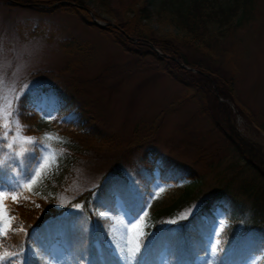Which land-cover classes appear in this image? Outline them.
I'll list each match as a JSON object with an SVG mask.
<instances>
[{
	"label": "trees",
	"instance_id": "1",
	"mask_svg": "<svg viewBox=\"0 0 264 264\" xmlns=\"http://www.w3.org/2000/svg\"><path fill=\"white\" fill-rule=\"evenodd\" d=\"M31 1L0 0L9 11L25 9L41 17L34 28L26 21L12 23V28L21 38L43 35L52 40L55 38L53 27L46 29L44 18L66 13L86 28L100 31L120 51L136 61H150L156 71L167 75L181 90L153 120L149 135L140 134L138 130L130 139L112 135L101 127L102 119L97 112L89 110V103L80 98L85 79L77 71L92 55V42L78 34L58 37L56 43L67 57L65 67L57 73L52 69L43 71L54 81L51 86L26 90L21 117L22 123L29 126L25 134L38 136L42 132L39 127L41 119L51 113L55 117L52 121L55 132L76 146L71 153L72 165L65 169L62 177L52 182L56 191L69 185L77 161L94 153L107 152L112 157L108 158L110 162L97 183L76 193L63 206H59L57 195L43 192L32 196L35 203L24 202L26 206L9 202L13 214L19 217L14 226L23 223L27 235H10L0 251H22L29 258L28 264H51L48 247L57 241L65 252L64 264H122L107 252L111 248L110 224L121 219V207L128 212L141 199L142 193L155 189V183L166 181L175 185L171 179L175 174L177 179L182 178L179 185L171 187L178 195L168 199L161 208L154 209L148 218V227L143 229L151 235L145 238L147 247L142 248L141 264H159L163 255L167 256L168 264H202L210 254L209 246L217 249L213 260L217 264H264V175L231 140L227 124L236 118V112L227 101H233L240 115L254 130L262 133L264 110L253 111L239 99V65H230V75L219 77L203 61L188 58L191 51L207 58L218 56L214 40L226 34L229 27H234V18L238 17L235 25L239 24L252 6L251 0H232L227 6H214L210 0H190L184 8L175 6L173 0H162V5L170 3L173 6L172 13L186 39L160 38L152 34L153 28L143 7L145 0H130L121 7L120 18H115L118 28L98 27L83 0H35L49 6L57 3L44 10L28 6ZM95 17L99 16L95 14ZM212 25H218V30L213 31ZM151 43L160 52L151 49ZM180 63L191 67V70ZM213 83L218 96L214 93ZM189 101L196 104L198 117L210 126L206 132L199 133L198 137H203L200 142L192 136H187L191 138L186 139V143L181 140L185 144L183 146L194 150L193 161L202 168H211L234 148L241 157L235 167L228 169L229 174L222 176L215 192L204 199L199 197L203 180L196 167L184 163L177 156L162 154L156 147L142 150L157 128L165 124L168 113L177 112L182 105L187 107ZM194 126L192 124L191 127ZM204 137L212 140L207 144ZM0 163L3 164L0 180L14 182L17 179L15 169L19 166L21 171L23 167L3 141H0ZM200 200L194 213L184 215L187 219L181 220L180 212ZM75 204L84 207L78 210L72 207ZM102 212L111 219H102ZM171 219L178 220V224L165 223ZM21 259L23 257H13V260Z\"/></svg>",
	"mask_w": 264,
	"mask_h": 264
},
{
	"label": "rangeland",
	"instance_id": "2",
	"mask_svg": "<svg viewBox=\"0 0 264 264\" xmlns=\"http://www.w3.org/2000/svg\"><path fill=\"white\" fill-rule=\"evenodd\" d=\"M83 1L90 8L89 13L92 20H99L104 24V26L97 25L98 27L112 26L115 28H118L115 24V18H120L121 7L130 2V0ZM189 1L173 0L172 3L175 6L184 8L185 3ZM210 1L214 6H217V4L227 6V4L232 2V0ZM251 2L252 6L249 7L248 14L241 19L239 24L235 25L238 17L234 18L232 21L234 27H229L228 32H225L226 34L218 36V39L214 40L215 43L217 42L218 56L213 57L210 55L211 58H207L191 51L188 58L193 61H203L219 77L230 75V65L234 63L239 65L241 71L237 75L238 97L242 102H246L251 110L255 111L259 109L264 110V0H251ZM30 3L28 6L34 5L39 9H42L41 7L44 9L53 8L57 4L54 3L49 6L35 0H32ZM143 7L148 14L149 25L153 28L152 34L160 38L182 37L186 39L184 31L176 23V16L172 13L173 6L170 3L162 5V0H145ZM95 14L99 17L96 18ZM53 15L52 17H47L49 19H44L47 22L46 29H49L51 26L53 27L52 31L55 33V38L47 40V37L43 35L21 38L15 33L12 23L14 21H26L34 28V26L39 24L37 22L41 17L25 9H13L9 11L0 3V76L3 77L8 88L10 89L15 85L16 90L19 91L24 84L30 85L29 88L51 86L54 84V81L49 76H46L43 71L52 69L57 73V70L65 67L67 60L66 55L60 51L56 41L58 37L78 34L81 38L92 42V55L89 57L87 63L77 71L85 79V82L82 83L84 91L80 95V98L89 103V110L97 112L102 119L100 123L101 127L108 133L124 139H130L136 130L140 134L147 135L153 120L177 96L181 87L172 82L167 75L156 71L152 63L147 59H144L140 63L128 54L120 51L113 41L97 29L86 28L80 21L75 20L66 13H55ZM212 26L211 29L213 31L218 30V25ZM149 47L160 52L152 43L149 44ZM213 58L218 59L214 60ZM180 64L186 69L191 68L184 66L182 63ZM20 65L23 68L18 72L17 68ZM213 90L215 95L218 96V90L214 86V83ZM227 103L236 112V118L228 121L227 132L233 143L237 144L241 152L248 158V154L244 153L243 149L253 150L252 146L248 143L249 140L252 141L251 143L257 141L264 147V133L253 129L249 122L236 110L233 101H227ZM197 111L198 107L196 104L190 102L187 107L182 105L178 108L177 112L168 113L165 124L163 123L160 129L157 128L156 132L144 144L142 150L147 147H156L160 149L162 154L166 153L173 157L177 156L184 163L196 167L200 175L199 177L203 180L200 186L202 192L199 194V197L200 199H204V197L212 195L215 192L218 183L223 178L222 176L225 173L229 174L228 169L235 167L241 157L234 148L230 150L224 160L216 165L214 163L211 168H202L193 161L194 150L183 146L185 144L181 140L186 143V139L191 138L187 136H192L194 140L200 142L203 137H198L199 133L202 131L206 132L210 127L198 117ZM52 120L49 121L46 118H42L39 125L42 132L38 136L33 137L39 139L45 132L56 133L53 129ZM192 124L195 126L191 127ZM230 124L236 126L240 135L231 132ZM240 136L247 139L240 142ZM63 140L67 142H48L52 143L57 151L63 150V154L58 160L59 170L56 171L54 169L42 183L34 188V191H38L39 193L57 195L59 206H63L65 202L73 198L76 193L84 190V188H90L95 185L110 162L108 158L112 157L107 152L103 154L94 153L91 157L77 161L73 166V174L69 185L64 186L60 191H56L52 182L62 177L65 169L72 165L73 156L71 153L76 148L73 143H70L65 138ZM211 140V138L204 139L207 144ZM262 151L264 153V148H262ZM14 158L23 167V160L19 157ZM251 162L256 167L257 165L261 166L255 158H252ZM261 169L264 171V167ZM14 175L17 179L22 180L24 175L23 170L21 169L20 171L18 166L14 171ZM153 191H159V189L155 188ZM177 195L178 192L171 188L162 193L159 198L153 199L151 208L148 210L149 217L154 209L161 208L168 199ZM9 202L11 200L7 203L9 204ZM200 203L201 200L193 202L190 207L180 212V216L194 213ZM126 213L127 211L121 207V219L115 220L110 224L109 244L111 247H114L112 240L118 239L124 231V225L121 223V220ZM49 257L51 258V264H64V250L57 243H54L49 248ZM213 258L214 256L209 254L206 258L207 260L202 264H217L213 262ZM159 264H167L166 255L162 256Z\"/></svg>",
	"mask_w": 264,
	"mask_h": 264
},
{
	"label": "snow or ice",
	"instance_id": "3",
	"mask_svg": "<svg viewBox=\"0 0 264 264\" xmlns=\"http://www.w3.org/2000/svg\"><path fill=\"white\" fill-rule=\"evenodd\" d=\"M22 65L18 66L17 71H21ZM30 87L28 84L21 86L17 91L15 85L8 88L3 77L0 76V141H3L7 149L12 150L13 157H19L23 160V179H15L14 182L0 180V247L10 235L15 237L19 233L27 235L23 223L16 225L19 217L13 214L14 210L7 203L11 200L14 204L26 206L24 202L35 203L32 196H39L38 191L34 188L43 182V180L55 169L59 170V157L63 154V150L57 151L52 143H66L58 133L45 132L39 139L26 135L25 130L29 127L22 123L23 116V97L26 90ZM49 121L55 119L51 113L45 116ZM3 164L0 163V168ZM171 179L175 181V185L157 182L154 187L159 191H148L141 194V199L129 208L128 212L122 218L121 223L124 225V231L118 239L112 240L114 247L107 250L110 255H114L117 261L122 264H141L143 252L142 248H146L145 238L151 233L143 231L148 227L147 218L149 217V209L153 199L160 197L167 189L179 185L182 178L177 179L175 174ZM27 193V194H26ZM36 207H39L36 204ZM72 207L82 210L83 205L75 204ZM100 217L110 220L111 217L105 213H100ZM181 220L187 219L185 216L180 217ZM126 221V223H125ZM169 224H178V220L171 219L165 221ZM111 231V229H110ZM22 248V245H20ZM209 252L215 256L217 249L209 246ZM13 257H23L21 260H13ZM107 259V257H105ZM28 264L29 258L23 255V252L0 251V264Z\"/></svg>",
	"mask_w": 264,
	"mask_h": 264
},
{
	"label": "water",
	"instance_id": "4",
	"mask_svg": "<svg viewBox=\"0 0 264 264\" xmlns=\"http://www.w3.org/2000/svg\"><path fill=\"white\" fill-rule=\"evenodd\" d=\"M92 16H93V14H91ZM96 24L97 25H100V26H104V24L103 23H101V22H99V21H96ZM151 47H152V45H150ZM235 129V130H234ZM230 130H231V132L232 133H235L236 135H240L238 132V129L236 128V126L234 125V124H230ZM244 139H247V138H245V137H243V136H240L239 137V141L240 142H242V141H244ZM250 139V138H249ZM252 141L251 140H249V145L250 146H252V148H253V150H244L243 149V152L244 153H246V154H248V156H249V158H250V160H252V158H254L256 155H258V158H257V160H258V164H259V162H264V153H262L263 151H262V148H264V147H262V144L261 143H258L257 141H255V142H253V143H251ZM255 143V144H254ZM258 146V147H257ZM264 146V145H263ZM255 148H257L258 149V154H254V149ZM261 165V164H260ZM257 167L261 170V173L264 175V171L261 169L262 167H264V166H258L257 165Z\"/></svg>",
	"mask_w": 264,
	"mask_h": 264
},
{
	"label": "bare ground",
	"instance_id": "5",
	"mask_svg": "<svg viewBox=\"0 0 264 264\" xmlns=\"http://www.w3.org/2000/svg\"><path fill=\"white\" fill-rule=\"evenodd\" d=\"M42 9H44L43 7H41ZM258 147V146H257ZM254 154H258V149L257 148H255L254 149ZM255 160L258 162V160H257V158H258V155H256L255 157ZM248 160H249V162H251V160H250V158L248 157ZM253 162V161H252ZM251 162V163H252ZM259 164H261L262 166H264V162H259ZM255 166V165H254ZM256 167V166H255Z\"/></svg>",
	"mask_w": 264,
	"mask_h": 264
}]
</instances>
